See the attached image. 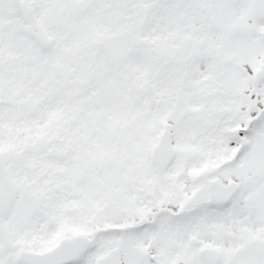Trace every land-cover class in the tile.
Listing matches in <instances>:
<instances>
[{"label": "snow or ice", "instance_id": "1", "mask_svg": "<svg viewBox=\"0 0 264 264\" xmlns=\"http://www.w3.org/2000/svg\"><path fill=\"white\" fill-rule=\"evenodd\" d=\"M0 264H264V0H0Z\"/></svg>", "mask_w": 264, "mask_h": 264}]
</instances>
